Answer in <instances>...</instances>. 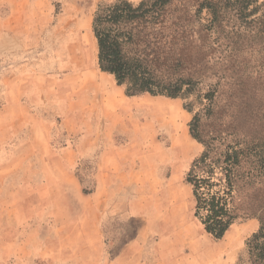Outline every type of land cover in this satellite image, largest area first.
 I'll return each mask as SVG.
<instances>
[{"label": "rangeland", "instance_id": "rangeland-1", "mask_svg": "<svg viewBox=\"0 0 264 264\" xmlns=\"http://www.w3.org/2000/svg\"><path fill=\"white\" fill-rule=\"evenodd\" d=\"M112 1L0 0V264H235L259 224L216 240L194 217L193 114L98 69L92 17ZM263 45L202 68L206 134L264 135Z\"/></svg>", "mask_w": 264, "mask_h": 264}, {"label": "trees", "instance_id": "trees-1", "mask_svg": "<svg viewBox=\"0 0 264 264\" xmlns=\"http://www.w3.org/2000/svg\"><path fill=\"white\" fill-rule=\"evenodd\" d=\"M92 33L99 71L127 97L179 99L193 114L190 135L202 147L186 177L194 217L216 240L239 220H257L235 264H264V135L206 134L219 82L197 88L216 51L264 43V0H114L96 7Z\"/></svg>", "mask_w": 264, "mask_h": 264}, {"label": "bare ground", "instance_id": "bare-ground-1", "mask_svg": "<svg viewBox=\"0 0 264 264\" xmlns=\"http://www.w3.org/2000/svg\"><path fill=\"white\" fill-rule=\"evenodd\" d=\"M96 44V43H95ZM97 88L101 91V92H105L106 94H107V98L109 97L110 99H112V101H116V99H117V95H116V93H114L113 91H112V89H108V88H106V87H104V86H102L101 84H97ZM206 247V246H205ZM193 250H195V249H193ZM203 250H205L206 252H208V250L207 249H203ZM200 251H202V250H200Z\"/></svg>", "mask_w": 264, "mask_h": 264}]
</instances>
